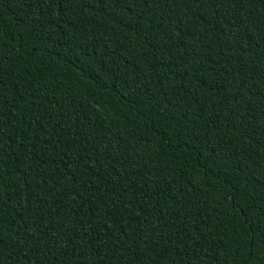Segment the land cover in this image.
Listing matches in <instances>:
<instances>
[{"label": "trees", "instance_id": "trees-1", "mask_svg": "<svg viewBox=\"0 0 264 264\" xmlns=\"http://www.w3.org/2000/svg\"><path fill=\"white\" fill-rule=\"evenodd\" d=\"M264 0H0V264H264Z\"/></svg>", "mask_w": 264, "mask_h": 264}, {"label": "snow or ice", "instance_id": "snow-or-ice-1", "mask_svg": "<svg viewBox=\"0 0 264 264\" xmlns=\"http://www.w3.org/2000/svg\"><path fill=\"white\" fill-rule=\"evenodd\" d=\"M62 2V0H52V3H60ZM255 248L257 250H260V249H264V239H258L256 244H255Z\"/></svg>", "mask_w": 264, "mask_h": 264}]
</instances>
